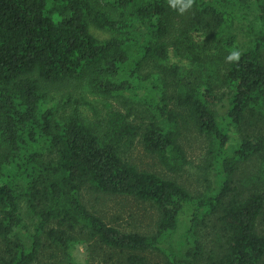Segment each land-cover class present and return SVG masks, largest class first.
Instances as JSON below:
<instances>
[{
	"label": "trees",
	"instance_id": "trees-1",
	"mask_svg": "<svg viewBox=\"0 0 264 264\" xmlns=\"http://www.w3.org/2000/svg\"><path fill=\"white\" fill-rule=\"evenodd\" d=\"M252 5L0 0V264H77L75 244L85 264H264V168L235 178L240 164L264 160V3ZM244 19L249 45L238 37ZM214 41L220 96L200 70ZM232 51L240 55L229 61ZM65 81L84 82L105 114L84 98L67 97L61 112L48 104L45 85ZM180 117L207 139L213 179L198 194L127 159L139 139L167 170H182ZM83 190L148 202L155 231L110 224Z\"/></svg>",
	"mask_w": 264,
	"mask_h": 264
},
{
	"label": "rangeland",
	"instance_id": "rangeland-1",
	"mask_svg": "<svg viewBox=\"0 0 264 264\" xmlns=\"http://www.w3.org/2000/svg\"><path fill=\"white\" fill-rule=\"evenodd\" d=\"M250 1L253 5L256 2V0ZM258 9L260 8L257 6V12H259ZM248 18L252 19L253 17L249 15ZM246 23H248V20L244 19L238 37L240 38V42L249 45L248 40L252 37V34H244ZM90 31L99 38H105L109 35L108 32L97 29L94 26H90ZM203 38L205 37L197 38L200 45L203 44ZM203 49L204 52L208 54V57L203 61V65H201L200 68L202 76L204 78H210L212 81H216L218 84L216 87V93L220 96L225 92L226 88L218 83V79L224 72L223 65L220 61L213 60L217 57V45L214 41L211 42L208 49ZM45 88L49 99L48 104H55L60 112L61 109L59 107L62 106L63 101L67 97H70L77 100L84 98L85 100L92 102L101 115L105 114L106 108L103 104L104 100L90 93L82 81H65L56 84H48L45 85ZM116 104L117 103H114L115 106ZM66 110H68L67 106ZM79 110L87 121H92L94 119V113L86 104L80 103ZM221 110L222 109H220V111ZM137 120L147 122L148 118L143 116L142 118L138 117ZM178 122L180 132L179 142L184 148L187 158V163L182 170L178 172L167 170L160 164L154 154H151L144 149L139 139L136 140L130 148L127 153V159L139 169L154 171L162 176L173 178L183 184L192 193L198 194L199 192H204L207 188L208 180L213 179L212 170L208 167L209 158L207 154V139L202 133L197 131L192 125V122L187 121L182 117L178 119ZM263 168L264 160L253 158L239 165L235 178L240 179V181L244 180L246 183L251 178L256 179L257 177L262 176L261 172ZM83 195L86 205L91 210L100 214L107 222L121 230L139 231L146 234L155 231L157 213L154 207L148 202H143L130 196L104 194L92 190H83ZM205 235L204 242L210 246L212 244L210 228H207L204 231V236ZM70 251L73 260L76 261L77 264H85L87 255L83 244L73 245L70 248Z\"/></svg>",
	"mask_w": 264,
	"mask_h": 264
},
{
	"label": "clouds",
	"instance_id": "clouds-1",
	"mask_svg": "<svg viewBox=\"0 0 264 264\" xmlns=\"http://www.w3.org/2000/svg\"><path fill=\"white\" fill-rule=\"evenodd\" d=\"M177 3H179L181 6L179 8L180 12H183L185 9L190 8L192 4V0H169V4L172 7H176ZM239 52L238 51H232L226 59L229 61L237 60L239 58Z\"/></svg>",
	"mask_w": 264,
	"mask_h": 264
}]
</instances>
